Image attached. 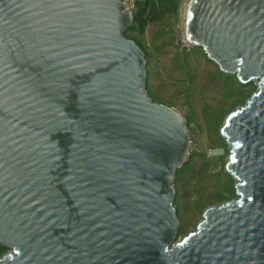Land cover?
Listing matches in <instances>:
<instances>
[{
	"label": "water",
	"instance_id": "obj_1",
	"mask_svg": "<svg viewBox=\"0 0 264 264\" xmlns=\"http://www.w3.org/2000/svg\"><path fill=\"white\" fill-rule=\"evenodd\" d=\"M131 25L120 0H0V264H264V0L188 2V44L258 83L221 130L236 200L180 243L188 134Z\"/></svg>",
	"mask_w": 264,
	"mask_h": 264
},
{
	"label": "rangeland",
	"instance_id": "obj_2",
	"mask_svg": "<svg viewBox=\"0 0 264 264\" xmlns=\"http://www.w3.org/2000/svg\"><path fill=\"white\" fill-rule=\"evenodd\" d=\"M144 6L140 26L133 17ZM185 6L186 0H135L128 6L132 25L125 33L144 56L146 95L177 113L188 134L189 156L172 183L176 243L195 232L206 209L236 200V182L226 171L230 149L221 130L257 91L254 83L242 85L236 75L221 72L202 49L183 43ZM8 253L0 246V258Z\"/></svg>",
	"mask_w": 264,
	"mask_h": 264
},
{
	"label": "built area",
	"instance_id": "obj_3",
	"mask_svg": "<svg viewBox=\"0 0 264 264\" xmlns=\"http://www.w3.org/2000/svg\"><path fill=\"white\" fill-rule=\"evenodd\" d=\"M135 0H125L123 2H121L124 7L128 10V6H133L134 5ZM129 11V10H128ZM183 43L187 46V47H191L186 40L184 39L183 36ZM258 82H254L255 85H257ZM189 156V150H187V154H186V158Z\"/></svg>",
	"mask_w": 264,
	"mask_h": 264
},
{
	"label": "trees",
	"instance_id": "obj_4",
	"mask_svg": "<svg viewBox=\"0 0 264 264\" xmlns=\"http://www.w3.org/2000/svg\"><path fill=\"white\" fill-rule=\"evenodd\" d=\"M144 11H145V6L143 8H141V10L138 12V14H136L134 17H133V22L134 23H139L140 26H143V23H142V16L144 14Z\"/></svg>",
	"mask_w": 264,
	"mask_h": 264
},
{
	"label": "bare ground",
	"instance_id": "obj_5",
	"mask_svg": "<svg viewBox=\"0 0 264 264\" xmlns=\"http://www.w3.org/2000/svg\"><path fill=\"white\" fill-rule=\"evenodd\" d=\"M188 2L189 0H186V6H185V17H184V34H185V18H186V10H187V7H188ZM185 40L187 42V39H186V34H185ZM188 43V42H187Z\"/></svg>",
	"mask_w": 264,
	"mask_h": 264
}]
</instances>
